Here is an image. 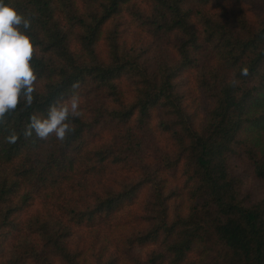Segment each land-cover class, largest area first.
<instances>
[{
  "label": "trees",
  "instance_id": "1",
  "mask_svg": "<svg viewBox=\"0 0 264 264\" xmlns=\"http://www.w3.org/2000/svg\"><path fill=\"white\" fill-rule=\"evenodd\" d=\"M245 1L4 0L31 17L38 78L33 104L21 100L0 123V264H119L146 246L133 264H264V196L246 204L229 164L245 153L264 180V16L249 20L237 9ZM125 11L145 39L128 42ZM189 72L208 102L200 125L180 90ZM74 92L82 116L64 141L25 139L33 113L46 117ZM153 120L169 150L146 145ZM113 168L141 173L110 184ZM144 188L145 228L116 248L105 235L92 261L72 245L77 228H112Z\"/></svg>",
  "mask_w": 264,
  "mask_h": 264
},
{
  "label": "rangeland",
  "instance_id": "2",
  "mask_svg": "<svg viewBox=\"0 0 264 264\" xmlns=\"http://www.w3.org/2000/svg\"><path fill=\"white\" fill-rule=\"evenodd\" d=\"M245 15L249 20L254 23L260 22L264 16V0H246L240 5ZM124 13V12H123ZM124 17H120L121 22L126 21L127 30L129 34L128 42L134 44L137 41L146 38V31L135 29V19L130 17L127 12L123 14ZM161 44V43H160ZM100 50H104V46L100 47ZM153 63L157 62L154 54L150 56ZM192 72H189L181 79L180 90L185 94L190 104V110L197 112V120L200 125L204 120V114L208 107V102L204 95L196 88L193 79H191ZM125 85V83H124ZM127 92H131V87L129 84L126 85ZM189 106V107H190ZM112 125H106L103 128L104 135L111 134ZM148 139L146 140V145H153L161 149H170L171 141L168 136L162 134L156 127V120H153L151 126L148 130ZM231 171L241 177L243 183L241 186L240 194L242 199L246 204H252L260 200L264 196V180L257 176L254 164L252 160L245 153H240L233 155L229 160ZM141 172L136 169H110L108 174L105 176L106 181L110 184L119 182L125 179H135L138 178ZM170 180L173 183H182V177L177 172H169ZM104 177V178H105ZM102 180V179H101ZM150 197V190L144 188L141 192L139 200L132 206L128 207L124 212H122L118 218L114 221L112 228L106 230L105 233L101 235L96 234V230L88 228H77L72 236V245L76 247V244L80 245L89 255L91 261L93 260V254L95 249L99 248L105 239V235L109 238V235L115 236V241L113 247H117L118 239L122 240L124 236L133 233V231H138L145 228V223L142 221L144 217V205ZM41 208V204L36 206V209ZM152 247H131L130 249H125L123 254L120 256L119 264H133L137 256L145 255Z\"/></svg>",
  "mask_w": 264,
  "mask_h": 264
},
{
  "label": "clouds",
  "instance_id": "3",
  "mask_svg": "<svg viewBox=\"0 0 264 264\" xmlns=\"http://www.w3.org/2000/svg\"><path fill=\"white\" fill-rule=\"evenodd\" d=\"M31 28V17H26L11 4L0 0V123L5 122L7 114L17 109L21 100L25 107L34 102L37 74L30 63L36 54L33 39L27 30ZM240 76L250 75L249 69L243 67ZM229 86L236 88L240 84L237 78L229 80ZM79 83H74L75 90ZM82 116L80 98L75 92L66 101L57 102L48 109L46 117L33 113L29 117L23 135L25 139L35 136L40 140H48L55 136L64 141L74 131L69 123L70 118ZM19 139L15 130L5 137V142L15 144Z\"/></svg>",
  "mask_w": 264,
  "mask_h": 264
}]
</instances>
